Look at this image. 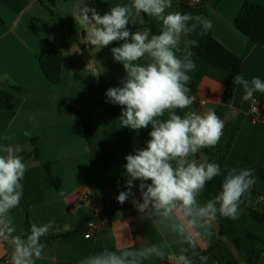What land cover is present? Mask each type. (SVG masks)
Returning a JSON list of instances; mask_svg holds the SVG:
<instances>
[{
    "label": "crops",
    "instance_id": "obj_1",
    "mask_svg": "<svg viewBox=\"0 0 264 264\" xmlns=\"http://www.w3.org/2000/svg\"><path fill=\"white\" fill-rule=\"evenodd\" d=\"M54 1L55 15L48 9L52 7L50 0H0V87L12 91L9 87L15 85L22 89L14 111L0 109V155L12 148L26 165L22 198L11 210V224L7 225L14 229L11 235L22 237L28 220L30 225H52L49 241L43 242L42 258L35 264H79L104 249L119 252L125 246L150 244L161 245L177 255L182 250L187 255L189 250L199 254L211 249L204 264H264V222L258 223L250 215L255 210L264 216V181L258 176L245 194L247 205L239 209L237 218L218 215L210 225L192 229L191 244L173 233L167 223L154 225L141 219L132 204V199H140L138 188H133L135 195L129 196L124 206L114 208L118 202L114 197L122 186L114 170L103 163L102 146L108 145L124 167L127 155L146 147L151 126L136 131L123 127L120 119H109L99 102L109 88L121 87L126 78L122 63L115 61L111 53V48L121 42L95 49L86 42V33L73 17L83 6L81 0ZM247 1L264 6V0H172V8L166 10L202 16L212 22L210 30L197 24L195 30L182 36L174 50L178 58L188 56L196 64L186 85L193 104L188 109H177V114L193 110L216 113L223 106V129L244 116L224 167L225 175L233 168L237 172L264 168V119L251 114L253 99L264 108V93L255 92L245 100L243 88L237 85L232 101L226 103L230 74L199 58L189 41L216 39L242 60L245 79L259 77L264 81V45L254 43L234 24ZM117 4L130 6L132 0H91L88 6L103 15ZM194 22L189 21L188 26ZM145 27L158 35L162 21L133 10L128 28L142 31ZM72 31L79 43L71 40ZM46 51L63 54L61 85L50 83L40 67V56ZM198 102H203L201 108ZM84 122L91 131V142ZM195 159L207 162L204 148ZM212 198L204 189L197 197L200 203ZM0 229H5V224H0ZM87 233L90 238L85 237ZM248 233L258 240L248 239ZM237 240L242 241L238 244ZM1 251L9 253L0 264L10 259L7 240ZM165 262L172 264L156 258L144 264Z\"/></svg>",
    "mask_w": 264,
    "mask_h": 264
},
{
    "label": "clouds",
    "instance_id": "obj_2",
    "mask_svg": "<svg viewBox=\"0 0 264 264\" xmlns=\"http://www.w3.org/2000/svg\"><path fill=\"white\" fill-rule=\"evenodd\" d=\"M90 2L81 0L83 6L73 16L86 33V42L97 50L121 42L111 48V53L115 61L122 63L126 78L121 87L109 88L106 97L121 106L119 119L123 127L139 131L151 126L146 147L125 157L129 179L126 190L120 191L116 199L124 204L135 195L133 188H138L140 199H132V204L141 219L154 225L167 223L173 233L191 244L192 229L210 225L218 215L236 219L245 194L255 182L251 170L237 172L233 168L224 176L221 191L214 198L204 203L197 199L206 184L221 175V168L218 163L198 162L195 157L201 149L218 144L224 124L213 111L177 114V109H188L193 104L186 85L196 64L188 56L178 58L174 50L182 36L195 30L197 24L210 30L212 22L179 11L166 13L172 8V0H132L130 6L117 4L103 15L89 7ZM133 10L162 21L160 33L151 34L148 27L131 31L128 25ZM189 21L195 22L189 27ZM191 44L198 46L195 40ZM233 83L243 88L245 100L255 92L264 93V81L259 77L249 81L237 74ZM25 172L23 158L12 148L0 155V224H5V229H0V247L6 240L11 246L9 264H35L45 247L41 238L52 228L51 224L33 223L25 237L11 235L14 229L7 225L11 224V210L20 204ZM135 181L140 183L136 185ZM185 253L182 250L177 255L158 244L125 246L119 252L104 249L79 264H144L152 258L194 264ZM199 260L206 261L207 257L199 256Z\"/></svg>",
    "mask_w": 264,
    "mask_h": 264
},
{
    "label": "trees",
    "instance_id": "obj_3",
    "mask_svg": "<svg viewBox=\"0 0 264 264\" xmlns=\"http://www.w3.org/2000/svg\"><path fill=\"white\" fill-rule=\"evenodd\" d=\"M205 1V0H201ZM52 7L48 8L50 12L55 15L53 8L55 6V1L50 0ZM235 27L247 36L250 40L258 45H264V6L258 3H254L251 1H247L244 3L242 9L240 10L238 16L235 19ZM71 40L73 42L79 43L78 36L75 32H71ZM195 40L198 46L192 45L191 41ZM189 46L193 50V52L201 58L203 61L208 64L216 67L220 70L226 71L230 74L231 80L224 94V101L226 103H230L233 99L234 90L236 88V84L233 83V77L237 74H242V60L227 50L219 41L212 37H202L191 39L189 41ZM40 67L48 79L50 83L53 85H61L62 83V70H63V54L61 51H46L43 52L40 56ZM12 91L5 90L3 87H0V109H5L9 111H14L16 109V99L18 93L22 91L21 87L10 85L9 87ZM100 106L104 109L107 116L110 120L115 121L118 120L121 116L122 108L119 105L111 103L108 101L105 96L100 102ZM216 115L222 120L224 115V107L221 106ZM261 117L264 119V108L261 107ZM244 120V116H239L232 122H230L224 129L222 136L215 147H207L204 148V154L207 158V162L218 163L221 168V175L215 177L211 181H209L204 190L214 197L221 191V184L223 182L225 173L224 167L228 158V155L232 149V146L236 140V137L240 131ZM84 130L87 137L88 142H91V131L84 122ZM103 156L102 161L108 167L114 170L118 179L121 182L122 191L126 190V180L127 174L125 168L121 165V163L115 157L112 149L108 145H103ZM39 153L36 152V156L38 157ZM46 169L51 177V166H46ZM252 176H258L260 179L264 181V168L261 169H253ZM247 205V200L243 198V203H241L240 208L245 207ZM114 208L122 207L124 204H120L116 202L113 204ZM239 208V209H240ZM251 217L258 223L264 222V216L258 213L255 210H251ZM30 222L27 221V227L24 235L25 237L30 232ZM247 238L251 240L257 241L258 238L248 233ZM49 241V237L45 236L41 238V243ZM215 241V239H214ZM242 240H237L239 244ZM211 252V249L208 252L199 253L197 255H193V251H188L187 255L190 259L194 261V264H204V261L199 260V256H207V254ZM165 264H168L165 262ZM250 264H255L254 262H250Z\"/></svg>",
    "mask_w": 264,
    "mask_h": 264
},
{
    "label": "built area",
    "instance_id": "obj_4",
    "mask_svg": "<svg viewBox=\"0 0 264 264\" xmlns=\"http://www.w3.org/2000/svg\"><path fill=\"white\" fill-rule=\"evenodd\" d=\"M196 1L200 2L201 0H196ZM202 106H203V102H198L197 107L201 108ZM251 114L262 119V117H261V106H260L259 100H257V99L252 100ZM118 194L119 193H117L115 195V197H114L115 200H117L116 197L118 196ZM90 236H91L90 233H87L85 235L86 238H90ZM2 264H9V260H5Z\"/></svg>",
    "mask_w": 264,
    "mask_h": 264
},
{
    "label": "water",
    "instance_id": "obj_5",
    "mask_svg": "<svg viewBox=\"0 0 264 264\" xmlns=\"http://www.w3.org/2000/svg\"><path fill=\"white\" fill-rule=\"evenodd\" d=\"M5 251H1L0 252V260L2 259V258H4V257H6L7 255H4L3 253H4ZM8 253H9V251H7Z\"/></svg>",
    "mask_w": 264,
    "mask_h": 264
}]
</instances>
